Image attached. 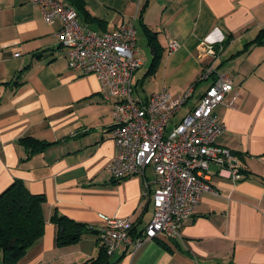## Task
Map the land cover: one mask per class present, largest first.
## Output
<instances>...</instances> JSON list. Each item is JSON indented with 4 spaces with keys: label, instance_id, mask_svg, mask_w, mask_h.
Wrapping results in <instances>:
<instances>
[{
    "label": "crops",
    "instance_id": "crops-1",
    "mask_svg": "<svg viewBox=\"0 0 264 264\" xmlns=\"http://www.w3.org/2000/svg\"><path fill=\"white\" fill-rule=\"evenodd\" d=\"M73 7L87 29L105 33L132 22L144 38L149 66L132 76L145 99L161 91L179 97L193 93L174 123L196 106L212 78L199 80L207 61L198 59L202 42L214 46L217 72L232 91L214 113L224 131L214 140L234 156L241 179L219 177L209 168L212 192L204 193L180 237L144 242L137 250L121 246L108 264H264V43L251 44L264 28V0H61ZM58 20L46 24L29 0H0V194L21 181L42 195L41 238L16 264H88L101 245L95 233L56 245L51 218L103 225L100 216L129 219L133 237L153 213L143 197L144 176L114 180L107 170L115 155L113 100H105L93 75L72 72L58 39ZM146 32L156 34L160 59L150 72L152 53ZM175 40L179 47L169 51ZM145 56V54H144ZM143 69V70H142ZM51 145L30 154L21 140ZM153 187H151V191ZM94 229V231H95Z\"/></svg>",
    "mask_w": 264,
    "mask_h": 264
},
{
    "label": "built area",
    "instance_id": "built-area-1",
    "mask_svg": "<svg viewBox=\"0 0 264 264\" xmlns=\"http://www.w3.org/2000/svg\"><path fill=\"white\" fill-rule=\"evenodd\" d=\"M29 2L39 7L46 24L60 22L58 39L67 52L68 68L83 76L93 75L102 97L113 100L115 155L107 166L111 177L122 180L144 176L147 168L154 174L153 180L144 179L142 184L143 197L151 196L153 213L139 236L131 235L129 219L100 216L101 227L87 228L95 229L97 241L109 257L121 246L137 250L144 242L159 237L179 238L181 227L194 214L202 195L212 192L208 183L211 165L219 177L241 179L231 151L214 143L225 129L214 110L232 91L230 79L214 66L218 52L209 43L200 44L198 59L207 63L199 80L212 78V83L198 104L174 123L193 88L179 97L161 91L145 99L134 98L132 76L142 62L137 56L132 22L98 33L80 24L76 10L61 0ZM178 47L175 40L169 41V51Z\"/></svg>",
    "mask_w": 264,
    "mask_h": 264
},
{
    "label": "trees",
    "instance_id": "trees-1",
    "mask_svg": "<svg viewBox=\"0 0 264 264\" xmlns=\"http://www.w3.org/2000/svg\"><path fill=\"white\" fill-rule=\"evenodd\" d=\"M75 3L78 0H70ZM156 34L146 32L148 45L152 53L150 72L152 73L160 59V50L156 42ZM264 43V28L251 44ZM21 143L30 147V154L43 150L51 145L32 138H24ZM42 195L31 194L21 181H14L0 194V264H16L42 236L44 220ZM52 223L56 226V245L65 246L79 241L89 230L88 225L74 222L64 216L53 215ZM88 264H108V256L101 248L96 260Z\"/></svg>",
    "mask_w": 264,
    "mask_h": 264
},
{
    "label": "rangeland",
    "instance_id": "rangeland-1",
    "mask_svg": "<svg viewBox=\"0 0 264 264\" xmlns=\"http://www.w3.org/2000/svg\"><path fill=\"white\" fill-rule=\"evenodd\" d=\"M144 38L143 37H141V36H139V34L137 35V41H136V47H137V49H140V50H142V52H141V55L142 56H140L141 58H142V60L144 61V67H143V69L144 68H146L147 69V67L149 66V63H150V58H149V54H148V49H147V51L145 50V46H144ZM144 54H145V56H144ZM142 69V70H143ZM137 93L138 94H142V92H141V89H140V86H138L137 88H136V91L135 92H133V96H136L137 95ZM210 169L212 170L213 169V165H211L210 166Z\"/></svg>",
    "mask_w": 264,
    "mask_h": 264
}]
</instances>
